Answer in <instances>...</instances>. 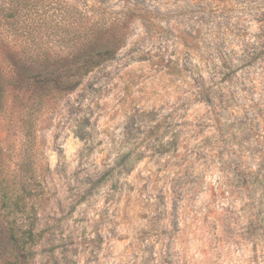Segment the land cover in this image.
<instances>
[{
    "label": "rangeland",
    "instance_id": "rangeland-1",
    "mask_svg": "<svg viewBox=\"0 0 264 264\" xmlns=\"http://www.w3.org/2000/svg\"><path fill=\"white\" fill-rule=\"evenodd\" d=\"M76 6L0 0V264H264V68L211 82L198 52L214 100L194 101L156 65L173 37L136 22L115 60L61 90ZM14 227L39 234L32 257Z\"/></svg>",
    "mask_w": 264,
    "mask_h": 264
},
{
    "label": "trees",
    "instance_id": "trees-1",
    "mask_svg": "<svg viewBox=\"0 0 264 264\" xmlns=\"http://www.w3.org/2000/svg\"><path fill=\"white\" fill-rule=\"evenodd\" d=\"M77 2L85 8H74L75 28L69 40L73 44L72 57L60 61L63 65L72 63V81H67L66 75L62 74L58 80L61 90L77 88L86 76L115 60L126 47L136 22L145 34L167 33L173 37V43L180 50H174L175 54L168 58L159 56L156 65L165 70L172 83L193 85L191 99L194 101L214 100L213 87L205 88L204 78L203 84L197 83L199 70L196 73L197 68L192 62L198 52L215 69L210 76L211 82L231 80L238 71L255 66L264 68V0H187L182 13L177 6L172 9L166 0H126L120 12L111 13L113 16L96 3ZM98 13L113 17L111 24H95L88 28L85 23L88 25L90 18ZM173 17L176 19L172 26L161 25ZM63 41H67L66 36ZM198 77L202 80V76ZM39 83L44 88L51 87L54 82L42 79ZM38 235L33 227H14L12 237L22 244L26 255L32 257V246Z\"/></svg>",
    "mask_w": 264,
    "mask_h": 264
}]
</instances>
